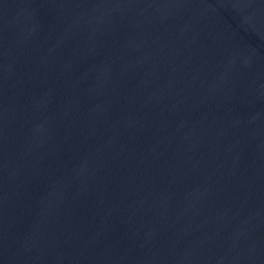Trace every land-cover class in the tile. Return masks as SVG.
<instances>
[{
	"label": "water",
	"instance_id": "water-1",
	"mask_svg": "<svg viewBox=\"0 0 264 264\" xmlns=\"http://www.w3.org/2000/svg\"><path fill=\"white\" fill-rule=\"evenodd\" d=\"M0 264H264V0H0Z\"/></svg>",
	"mask_w": 264,
	"mask_h": 264
}]
</instances>
